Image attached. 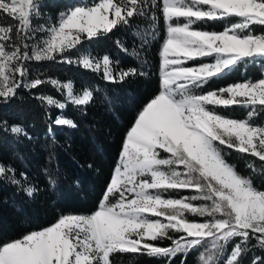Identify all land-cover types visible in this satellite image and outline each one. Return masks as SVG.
I'll use <instances>...</instances> for the list:
<instances>
[{
    "label": "snow or ice",
    "instance_id": "6c2138e0",
    "mask_svg": "<svg viewBox=\"0 0 264 264\" xmlns=\"http://www.w3.org/2000/svg\"><path fill=\"white\" fill-rule=\"evenodd\" d=\"M155 6L166 24L160 89L127 131L97 209L90 214L61 215L50 226L0 243V264H113L111 258L117 253L171 259L206 244L210 251L201 255L203 264H240L250 238L264 248V190L239 174L219 147L264 161V125L253 122L257 111L264 110V75L200 94L195 91L242 62L264 60V0H162ZM42 7L43 0H0V21L15 22L0 23V98L13 97L21 86L34 89L50 83L64 93L63 101L37 97L61 110L51 123L75 127L63 110L69 103L76 108L88 106L94 90L76 93L71 82L27 81L25 61L61 57L71 63L68 57L79 51L78 46L129 25L131 18L143 17L147 5L145 0L91 4L75 0L55 23L45 17ZM35 20L44 22L34 25ZM209 21L225 26L222 31L201 30ZM257 25L259 34L253 31ZM76 62L93 72L102 70L109 81L136 74L135 68L114 74L108 55L95 59L87 50ZM232 106L247 109L246 118L233 119L217 111ZM3 123L13 135L27 136L21 125L7 128ZM14 172L0 163V175ZM8 178L21 183L14 176ZM49 182L55 185L51 176ZM184 189L196 194L165 196ZM23 190L30 196L36 191L33 186ZM163 240H170L171 246H158Z\"/></svg>",
    "mask_w": 264,
    "mask_h": 264
},
{
    "label": "trees",
    "instance_id": "16d2710c",
    "mask_svg": "<svg viewBox=\"0 0 264 264\" xmlns=\"http://www.w3.org/2000/svg\"><path fill=\"white\" fill-rule=\"evenodd\" d=\"M73 2L75 0H43L41 11L55 23L59 13ZM84 2L91 4L98 0ZM145 3L147 7L143 17L131 18L129 25L118 26L108 34L84 42L78 46L79 51L74 50L69 55L71 63L61 57L54 61H25L27 81L39 78L57 80L61 84L71 82L76 93H82L85 88L94 90V98L88 106L76 108L69 103L63 110L64 117L72 119L75 127L51 123L61 110L48 106L37 97L52 96L63 101L64 93L50 83L34 89L21 86L13 97L7 100L0 98V163L15 169L14 173L0 175V243L50 225L61 215L88 214L97 209L119 161L127 131L138 111L160 89V51L166 24L160 8L155 5L162 4V0H145ZM43 22L35 20L33 23ZM0 23L15 22L5 19ZM224 26L223 22L209 21L200 27L201 30L222 31ZM260 30L258 25L253 29L257 34ZM83 50H87L93 58L108 55L113 61L114 74L129 68H135L136 74L122 81L106 80L102 70L93 72L76 62ZM201 59L212 62L211 58ZM262 75L264 60L242 62L223 77L215 78L203 89L195 91L200 94L201 91L217 90L246 79L256 80ZM217 111L229 118L245 119L248 110L232 106ZM3 122H6L7 128L21 125L27 136L13 135L5 129ZM253 122L264 123V110L257 111ZM219 147L227 162L239 174L250 178L254 186L264 190V161L226 146ZM21 173L25 174L23 178ZM9 176H14L21 183H12ZM49 176L55 180V185L49 182ZM28 186L36 189L31 196L23 190ZM195 194L194 190L184 189L166 193L165 196L180 198ZM188 218L193 219L190 214ZM194 219L202 221L204 218ZM172 235L174 239L177 237L175 233ZM158 246H171V241H160ZM232 246L231 243L227 246L228 253ZM247 247L249 250L239 258L240 264H253L257 257L260 260L256 264H261L264 248L257 245L255 238H250ZM208 251L210 245L206 244L187 254L177 253L171 259L126 253L114 254L111 259L113 264H203L201 255H207Z\"/></svg>",
    "mask_w": 264,
    "mask_h": 264
},
{
    "label": "rangeland",
    "instance_id": "374dc122",
    "mask_svg": "<svg viewBox=\"0 0 264 264\" xmlns=\"http://www.w3.org/2000/svg\"><path fill=\"white\" fill-rule=\"evenodd\" d=\"M103 56H104V55H103ZM103 56H102V57H103ZM102 57H101V58H102ZM101 58H95V59H101ZM191 65H192V64H188V66H191ZM260 78H262V77H260ZM260 78H258V79H260ZM258 79H256V80H258ZM256 80H253V81H256ZM157 94H158V93H157ZM157 94H156V95H157ZM152 98H154V97H152ZM152 98H151V99H152ZM149 101H150V100H149ZM258 125H264V123H263V124H258ZM116 165H117V164H116ZM115 167H116V166H115ZM115 167H114V168H115ZM113 171H114V169H113ZM112 174H113V173H112ZM91 213H92V212H91ZM76 214H81V213H76ZM88 214H90V213H88ZM54 223H55V222H54ZM52 224H53V223H52ZM50 225H51V224H50ZM50 225H47V226H50ZM47 226H44V227H47ZM42 228H43V227H41V228H37V229H35V230H39V229H42ZM32 231H33V230H32Z\"/></svg>",
    "mask_w": 264,
    "mask_h": 264
}]
</instances>
